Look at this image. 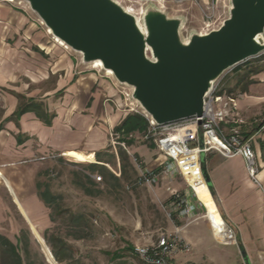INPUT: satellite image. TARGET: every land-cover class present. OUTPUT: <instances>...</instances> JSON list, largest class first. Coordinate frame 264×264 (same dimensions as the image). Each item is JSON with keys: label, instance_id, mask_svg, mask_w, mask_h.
Listing matches in <instances>:
<instances>
[{"label": "crops", "instance_id": "0c3cea01", "mask_svg": "<svg viewBox=\"0 0 264 264\" xmlns=\"http://www.w3.org/2000/svg\"><path fill=\"white\" fill-rule=\"evenodd\" d=\"M127 1L133 4H123L138 15L149 2L170 15H184L185 27L195 26L202 33L220 26L208 28L206 14L217 17L229 8V0ZM57 42L26 10L0 4V264L7 248L2 239L17 246L21 255V250L28 255L34 241L45 245L53 256L49 264H82L67 239L56 234L61 217L39 195L38 185L46 181L37 177L49 156L82 152L96 159L110 148L111 134L122 120L135 112L127 105L136 102L123 99L117 80L96 66H84ZM223 75L221 91L236 94L238 104L226 126L251 141L259 164L256 178L242 155L223 148L214 135L201 138L195 125L150 138L134 132L119 139L131 158L139 156L150 169L175 155L181 171L159 179L155 193L165 199L194 187L206 205L198 217L208 206L217 207L239 242L264 263V60ZM198 137L204 140V161ZM183 140L189 141L187 149ZM204 164L211 184L201 176Z\"/></svg>", "mask_w": 264, "mask_h": 264}, {"label": "water", "instance_id": "95a60500", "mask_svg": "<svg viewBox=\"0 0 264 264\" xmlns=\"http://www.w3.org/2000/svg\"><path fill=\"white\" fill-rule=\"evenodd\" d=\"M18 1L28 3L54 37L80 53L83 64L101 61L158 124L202 116L215 82L264 52V0H229L219 27L204 33L194 28L187 37L185 16L170 15L153 2L138 15L119 0ZM204 156L202 151V161ZM201 171L211 184L205 164Z\"/></svg>", "mask_w": 264, "mask_h": 264}, {"label": "rangeland", "instance_id": "374dc122", "mask_svg": "<svg viewBox=\"0 0 264 264\" xmlns=\"http://www.w3.org/2000/svg\"><path fill=\"white\" fill-rule=\"evenodd\" d=\"M123 3L133 4L127 0H123ZM0 4L26 10L40 29L45 32L48 30L25 1L0 0ZM227 16V12L220 14L214 24H221ZM194 27L186 26L183 29L184 36L187 37ZM62 48L72 58L82 61L80 53L63 45ZM263 60L264 52L228 69L224 74H232L237 68ZM90 65L84 64L92 68ZM96 68L106 74L104 69ZM119 89L123 99L130 100L131 88L120 84ZM123 154H128L123 146L114 148L110 145L107 151L93 160L79 158V152L49 156L43 160L42 175L37 180H45L50 193L57 196V209L53 214L61 218L55 229L56 234L67 239L74 257L80 263L146 264L134 254L133 247L151 244L162 233L171 232L175 226H179L181 235L192 246L190 252H180L175 256L174 259L181 264H264L239 242L232 224L224 219L217 207L208 206L206 214L201 217L198 216L203 213L202 208L200 214L179 216L178 212L170 210L172 196L160 198L154 191V184H134L138 171L133 159L129 156L128 160H124ZM91 164H96L95 168ZM116 171L121 175H116ZM112 174L119 178L118 181ZM163 177L169 179L171 176ZM193 183H197V180L194 179ZM129 184L133 186L127 188ZM47 250L45 245L34 241L28 255L24 250L21 253L30 264H49L53 256L49 257Z\"/></svg>", "mask_w": 264, "mask_h": 264}, {"label": "built area", "instance_id": "2783aa9c", "mask_svg": "<svg viewBox=\"0 0 264 264\" xmlns=\"http://www.w3.org/2000/svg\"><path fill=\"white\" fill-rule=\"evenodd\" d=\"M206 19L208 28L215 26L216 17L214 14H206ZM128 104V110L142 113L140 107L136 103L130 102ZM237 107V97L233 94L221 91L220 81L218 79L206 96L204 113L200 117L195 116L171 123L158 124L152 120L151 117L143 113L149 120V128L145 133V137L150 138L159 133L195 125L202 133V137L200 136L201 138H203L204 135H214L218 138L223 148L242 155L245 159L248 172L256 178L259 165L251 141L245 138L237 129H228L226 126V122L229 120L230 116L237 112ZM199 121L201 122L199 123ZM188 142L187 140L181 142L183 149L189 147ZM198 144L199 147L197 149L199 152L205 151V146L203 145L202 148L200 145L199 137ZM111 145L114 148H116L117 145L123 146L124 148L126 147L125 142L121 141L119 135L114 132L111 134ZM172 146L174 145L172 144ZM132 158L138 171L134 184H155L162 176H171L181 171L179 159L175 155L171 158L170 162L158 169L148 168L139 156L133 155ZM115 173L118 176L121 175L117 171ZM131 186H133V184L127 185V188ZM169 205L170 210L178 212L179 216H192L196 213L198 214L200 208L204 207V202L198 196L197 190L192 187L184 190V192L175 193ZM191 249V245L186 242L181 235L180 227L175 226L174 230L162 233L158 236L157 240L151 244L135 245L133 247V252L146 264H181L178 260L174 259L175 256L180 252L188 253Z\"/></svg>", "mask_w": 264, "mask_h": 264}, {"label": "trees", "instance_id": "16d2710c", "mask_svg": "<svg viewBox=\"0 0 264 264\" xmlns=\"http://www.w3.org/2000/svg\"><path fill=\"white\" fill-rule=\"evenodd\" d=\"M149 128V120L148 118L140 112H131L129 113L121 122V124L117 127L118 135H126L129 133L140 132L146 133ZM129 141V140H127ZM79 155L84 160H93L92 157L83 154L82 152ZM122 158L124 160L129 159L128 154H123ZM92 168H95L96 164H91ZM113 178L118 181V177L112 174ZM39 195L46 201V203L52 208L53 212L57 209L55 201L57 200V196L53 193H50L47 187V182H43L38 185ZM85 189H88L85 187ZM88 191V190H87ZM1 239V237H0ZM5 241L7 248L5 249L4 255H2L3 264H25L20 254L17 246L12 244L6 239H2ZM55 257L60 260L61 256L58 252L53 249Z\"/></svg>", "mask_w": 264, "mask_h": 264}, {"label": "bare ground", "instance_id": "6f19581e", "mask_svg": "<svg viewBox=\"0 0 264 264\" xmlns=\"http://www.w3.org/2000/svg\"><path fill=\"white\" fill-rule=\"evenodd\" d=\"M4 1H13V0H4ZM143 10V9H142ZM131 11V10H130ZM142 12V11H141ZM48 32L49 33H51V31L48 29ZM55 38V40L56 41H58L59 43H61V45H64L65 47H69V46H67L63 41H61L60 39H58V38H56V37H54ZM92 66H96V67H99V68H102L103 69V67H102V63H101V61H99V60H97L96 62H94V63H92L91 64ZM106 71V73L107 74H109V75H111V76H113V73H112V71L111 70H105ZM48 251V255H49V257H50V255H51V253H50V251L49 250H47Z\"/></svg>", "mask_w": 264, "mask_h": 264}]
</instances>
